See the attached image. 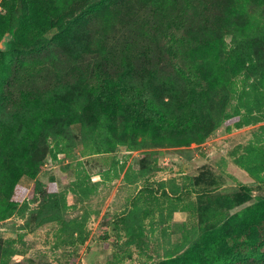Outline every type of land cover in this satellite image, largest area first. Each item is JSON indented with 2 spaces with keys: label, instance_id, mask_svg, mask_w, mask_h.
<instances>
[{
  "label": "rangeland",
  "instance_id": "374dc122",
  "mask_svg": "<svg viewBox=\"0 0 264 264\" xmlns=\"http://www.w3.org/2000/svg\"><path fill=\"white\" fill-rule=\"evenodd\" d=\"M96 1L0 0V40L28 45L0 54V264H184L207 230L264 202V0L245 7L249 28L225 22L216 0L194 21L195 44L221 43L209 69L228 84L205 104L211 133L185 145L155 136L156 122L132 134L88 84L130 61L183 92L189 58L168 50L182 32L164 28L181 0ZM235 36L253 51L249 70Z\"/></svg>",
  "mask_w": 264,
  "mask_h": 264
},
{
  "label": "trees",
  "instance_id": "16d2710c",
  "mask_svg": "<svg viewBox=\"0 0 264 264\" xmlns=\"http://www.w3.org/2000/svg\"><path fill=\"white\" fill-rule=\"evenodd\" d=\"M99 1L92 4L93 9L101 6ZM262 1L216 0L215 3L225 5L222 9L227 12L223 16L225 22L233 23L238 29H245L251 24L249 18L245 16L247 14L245 7L252 3L260 4ZM208 3H210L209 0H181L178 13L165 21L164 28L172 32L173 36L175 35L173 28L182 32L181 37L176 41L172 37V44L168 45V50L172 54L176 50L177 56L181 51L190 61L187 68H179L186 81L183 92L176 91L172 83L163 75L158 78V83L153 82L156 81L154 70L147 66L137 69L130 61L125 63L121 72L117 70H114L115 73L111 72L109 69H104L102 65L92 71L96 82H88V84L95 100L100 106L106 105L110 117L119 115V120L124 124L125 129H130L132 134L138 131L143 133L151 131V124L155 122V136L163 138L164 134H167L166 136H169L167 138L171 139L175 136L173 140L181 145L200 142L211 133L212 118L205 104L213 90L224 87L228 81L224 79L223 73H217L215 68L209 69L212 65L217 68L220 66L221 43H216L215 39H212L207 44L205 42L195 44L192 40L191 31L194 21L203 20ZM107 4L108 1L104 0L102 5ZM25 9L26 12L20 20L21 28H25L26 22L30 20L28 14L30 6ZM12 12L9 10L7 14L11 15ZM85 15L84 11L77 14V17L82 18ZM239 18L241 21H243L242 18L246 21L243 23L236 21ZM3 27L5 30L16 33L14 26H11L9 22ZM186 39L190 45L184 48L181 42ZM231 40L230 51L238 49L239 42H243V49L251 62L248 63L249 70L250 65L255 61L251 47L237 36ZM25 47L28 45H22L21 41L16 40L15 35V39L8 43L7 51H0V54L4 55L7 52L17 54L25 51ZM178 67L181 66L178 65ZM1 74L4 76L5 73ZM82 83L77 81V86H81L77 90L83 91V85L86 82ZM48 120V117H43L38 122L39 126L41 128L47 126ZM243 122L240 118L237 122L235 121V125L241 126ZM36 130L35 134H39V130ZM35 172L36 169L32 164H28L23 170V173L31 176ZM189 256L190 260L184 264H264V202L234 213L216 227L207 230L202 235L200 244H196L190 250ZM174 261L171 260L169 263Z\"/></svg>",
  "mask_w": 264,
  "mask_h": 264
},
{
  "label": "water",
  "instance_id": "95a60500",
  "mask_svg": "<svg viewBox=\"0 0 264 264\" xmlns=\"http://www.w3.org/2000/svg\"><path fill=\"white\" fill-rule=\"evenodd\" d=\"M0 48H1V49H6V48H8L7 37L4 36V37L0 40Z\"/></svg>",
  "mask_w": 264,
  "mask_h": 264
}]
</instances>
